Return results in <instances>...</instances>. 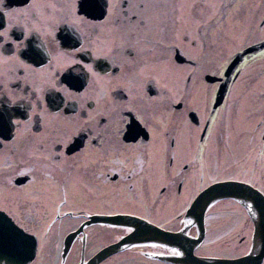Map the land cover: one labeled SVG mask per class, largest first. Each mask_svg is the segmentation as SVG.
Returning <instances> with one entry per match:
<instances>
[{
  "label": "flooded vegetation",
  "instance_id": "1",
  "mask_svg": "<svg viewBox=\"0 0 264 264\" xmlns=\"http://www.w3.org/2000/svg\"><path fill=\"white\" fill-rule=\"evenodd\" d=\"M236 2L0 0V214L32 238L27 264H86L134 230L97 215L181 234L99 264L251 252V203L188 214L215 182L264 187V0H243L226 31L193 23Z\"/></svg>",
  "mask_w": 264,
  "mask_h": 264
},
{
  "label": "water",
  "instance_id": "2",
  "mask_svg": "<svg viewBox=\"0 0 264 264\" xmlns=\"http://www.w3.org/2000/svg\"><path fill=\"white\" fill-rule=\"evenodd\" d=\"M223 197H234L242 202H251L254 211L257 214L255 221V233L253 241L252 253L246 257L237 260H221V261H208L198 257H189V261L195 264H260L264 257V196L252 188L247 187L245 184L237 182H218L209 186L204 190L195 200L193 206L189 210V216L197 218L199 213H204L205 209L218 199ZM5 220V217L0 215V223ZM91 221H98L103 223H111L117 225H129L134 227V231L121 239L120 241L108 245L100 250L94 257L86 264H99L104 259L113 253L120 251L132 245H138L145 241H168L175 242L179 237L178 233H169L153 225L148 224L146 221L130 215H97ZM18 237L12 236L7 230H3L0 225V262L6 261L8 264L13 262L25 263L32 258L33 250L20 241ZM190 255L189 252H187Z\"/></svg>",
  "mask_w": 264,
  "mask_h": 264
},
{
  "label": "snow or ice",
  "instance_id": "3",
  "mask_svg": "<svg viewBox=\"0 0 264 264\" xmlns=\"http://www.w3.org/2000/svg\"><path fill=\"white\" fill-rule=\"evenodd\" d=\"M182 8L188 7V8H195L196 5L194 2H189L186 5H181ZM206 7L209 10H214L216 8L215 3H209L206 5ZM246 7V4L243 2V0H237V2L233 5H223L224 11L217 13L215 11H212V14L210 15H200L199 19H197L195 16L193 17V23L201 29L202 32H208L209 30H215L213 29V25H215L217 28L223 24V29L226 31L231 26V20L229 19L233 13H239L240 10L244 9ZM6 34V30H5ZM226 34H230L227 33ZM88 69H92V65H87ZM232 172H235L236 169L232 168ZM217 175H220L222 179L228 180V179H235L239 180L241 178V175H243V171L241 170L240 175H230L228 171L219 172L217 171ZM249 184L252 183L251 180L248 181ZM260 191L264 192V187L260 188ZM215 203V201H213ZM127 231L131 232L133 231L132 228H128ZM174 251L179 252V249H174Z\"/></svg>",
  "mask_w": 264,
  "mask_h": 264
},
{
  "label": "bare ground",
  "instance_id": "4",
  "mask_svg": "<svg viewBox=\"0 0 264 264\" xmlns=\"http://www.w3.org/2000/svg\"><path fill=\"white\" fill-rule=\"evenodd\" d=\"M234 182L238 183V181H234ZM0 225L3 226V230H7L8 233H10L12 236L14 237H18L19 235L21 236L20 232L14 229L12 225L9 222H7V220L2 221Z\"/></svg>",
  "mask_w": 264,
  "mask_h": 264
},
{
  "label": "rangeland",
  "instance_id": "5",
  "mask_svg": "<svg viewBox=\"0 0 264 264\" xmlns=\"http://www.w3.org/2000/svg\"><path fill=\"white\" fill-rule=\"evenodd\" d=\"M224 169V168H223ZM217 177V175H216V172L214 173V178H216ZM126 254L128 253V252H125ZM39 259H41V256L37 259V260H39Z\"/></svg>",
  "mask_w": 264,
  "mask_h": 264
}]
</instances>
